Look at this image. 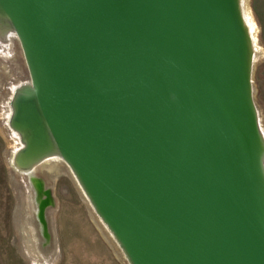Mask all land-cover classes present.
<instances>
[{"label":"water","instance_id":"1","mask_svg":"<svg viewBox=\"0 0 264 264\" xmlns=\"http://www.w3.org/2000/svg\"><path fill=\"white\" fill-rule=\"evenodd\" d=\"M29 82L8 125L57 155L128 264H264V135L241 0H0Z\"/></svg>","mask_w":264,"mask_h":264},{"label":"rangeland","instance_id":"2","mask_svg":"<svg viewBox=\"0 0 264 264\" xmlns=\"http://www.w3.org/2000/svg\"><path fill=\"white\" fill-rule=\"evenodd\" d=\"M241 6L254 24L252 93L264 135V0H241ZM7 50V56L0 54V264H128L64 161H42L32 171L48 188L43 196L50 197L47 230L38 228L27 174L11 161L21 144L8 125L13 90L29 73L17 38Z\"/></svg>","mask_w":264,"mask_h":264},{"label":"bare ground","instance_id":"3","mask_svg":"<svg viewBox=\"0 0 264 264\" xmlns=\"http://www.w3.org/2000/svg\"><path fill=\"white\" fill-rule=\"evenodd\" d=\"M248 4V3H247ZM250 9V8H249ZM250 12V11H249ZM247 10H244V15H245V19L248 25V28L250 30H252L254 28V24L251 21L250 18V14ZM252 12V11H251ZM256 25V24H255ZM258 28V27H257ZM256 28V30H257ZM0 54H2V56H7L9 54L7 48H10V46H12V39L17 38L16 35L14 34L13 31L11 30H6L4 28H0ZM7 41H9L10 43L7 44ZM11 44V45H10ZM5 46L6 50L3 51L2 47ZM26 82H29V80H27ZM24 82V83H26ZM16 87V86H15ZM11 131V130H10ZM13 135L15 136V139L20 142L19 140V136L15 131H12ZM11 138V137H10ZM14 144V143H13ZM16 144V143H15ZM21 144V142H20ZM13 146V145H12ZM19 146V144H18ZM17 150V149H15ZM14 150V152H15ZM11 161L13 162L12 156H11ZM42 161L44 162H49V161H62V159L57 156V155H49L44 157L43 159H41L40 161L30 165L28 168L26 169H21L22 172L27 174V180H28V185H29V190L31 189L32 192V200H33V213L35 216V220L37 221L38 224V228L41 229L42 231L47 230V226H46V214H45V208L48 204V202L50 201V197L45 198V196H43V194L47 193L48 188H46L43 185V182L41 179L38 178V176L36 174H33L32 171L35 169V166H37L39 163H41ZM45 165V164H44ZM74 176V175H73ZM77 181V180H76ZM80 187V185H79ZM45 188V189H43ZM80 190L82 191L81 187ZM82 195H84V198H86V201L90 204L88 198L86 197V195L84 194V192L82 191ZM91 205V204H90ZM92 207V206H91ZM93 209V208H92ZM94 211V210H93ZM98 217V216H97ZM99 218V217H98ZM99 220L101 221V219L99 218ZM102 222V221H101ZM103 223V222H102ZM29 224V223H28ZM104 224V223H103ZM104 227L107 229V227L104 224ZM30 229L32 230V232L34 233L35 231V227L32 225L30 227ZM108 230V229H107ZM109 231V230H108ZM110 233V232H109ZM46 234V233H45ZM111 234V233H110ZM47 235V234H46ZM112 236V235H111ZM116 243V242H115ZM117 245V243H116ZM118 246V245H117ZM119 247V246H118ZM120 249V248H119ZM121 251V249H120ZM122 252V251H121ZM123 254V252H122ZM124 256V254H123ZM125 258V257H124Z\"/></svg>","mask_w":264,"mask_h":264}]
</instances>
